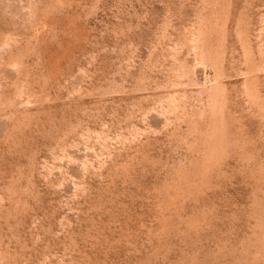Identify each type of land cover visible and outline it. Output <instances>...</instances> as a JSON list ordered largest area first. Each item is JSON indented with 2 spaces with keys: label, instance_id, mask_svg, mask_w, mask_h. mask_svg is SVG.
<instances>
[{
  "label": "rangeland",
  "instance_id": "374dc122",
  "mask_svg": "<svg viewBox=\"0 0 264 264\" xmlns=\"http://www.w3.org/2000/svg\"><path fill=\"white\" fill-rule=\"evenodd\" d=\"M0 264H264V0H0Z\"/></svg>",
  "mask_w": 264,
  "mask_h": 264
}]
</instances>
